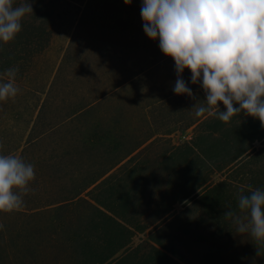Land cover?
I'll use <instances>...</instances> for the list:
<instances>
[{"label": "trees", "instance_id": "obj_1", "mask_svg": "<svg viewBox=\"0 0 264 264\" xmlns=\"http://www.w3.org/2000/svg\"><path fill=\"white\" fill-rule=\"evenodd\" d=\"M129 1L186 35L177 51L201 48L198 77L172 94L189 100L179 130L193 127V137L153 149L160 140L150 142L155 131L144 109L148 129L132 141L109 131L84 137L72 152L99 149L105 158L67 181L49 175L66 170L64 151L40 161L21 193L9 179L0 195V264H264V0H200L223 16L209 28L212 35L228 28L232 49L250 32L246 56L192 30L184 9ZM60 12L52 0H0V88L31 74ZM221 62L223 79L212 74ZM187 245L196 248L194 261Z\"/></svg>", "mask_w": 264, "mask_h": 264}, {"label": "rangeland", "instance_id": "obj_2", "mask_svg": "<svg viewBox=\"0 0 264 264\" xmlns=\"http://www.w3.org/2000/svg\"><path fill=\"white\" fill-rule=\"evenodd\" d=\"M151 1L177 13L186 10L183 22L196 32L207 31L205 37L215 36V41L231 53L246 56L253 47L247 43L250 32L243 35L239 30L242 44L233 49L223 37L228 28L212 35L211 26L223 16L217 17L207 4L201 6L200 0L188 5L187 0ZM52 2L61 12L48 49L25 80L1 83L0 195L11 178L15 192L21 193V181L32 180L40 172L39 162L56 161L61 151L68 154L67 171L61 167L56 169L58 174L49 175L63 181L79 166L102 162L105 157L99 149L72 151L75 146L82 148V139L93 132L109 131L112 139L128 135L132 141L147 128L142 121L144 109L155 131L150 142L160 140L153 149L163 150L167 142L178 145L193 137V127L179 130L189 119V100L172 94L198 77L199 62L194 58L201 55L200 47L177 51L186 35L169 29L170 23L168 29L164 22L153 23L155 13L150 7L138 11L129 0ZM135 19L140 21L138 28L133 24ZM165 55L171 57L163 65L155 64ZM214 70L212 74L219 72L222 79L227 71L224 62ZM122 83L126 84L117 89ZM53 165L56 168L58 163ZM187 248L186 258L194 261L196 248Z\"/></svg>", "mask_w": 264, "mask_h": 264}]
</instances>
